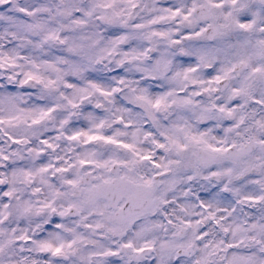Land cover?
Here are the masks:
<instances>
[{
  "label": "snow or ice",
  "instance_id": "snow-or-ice-1",
  "mask_svg": "<svg viewBox=\"0 0 264 264\" xmlns=\"http://www.w3.org/2000/svg\"><path fill=\"white\" fill-rule=\"evenodd\" d=\"M0 264H264V0H0Z\"/></svg>",
  "mask_w": 264,
  "mask_h": 264
}]
</instances>
